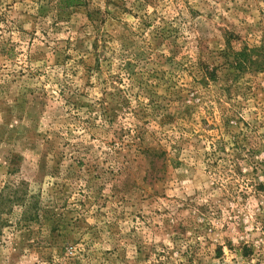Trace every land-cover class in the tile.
Instances as JSON below:
<instances>
[{"label": "rangeland", "instance_id": "1", "mask_svg": "<svg viewBox=\"0 0 264 264\" xmlns=\"http://www.w3.org/2000/svg\"><path fill=\"white\" fill-rule=\"evenodd\" d=\"M12 190L0 264H264V0H0Z\"/></svg>", "mask_w": 264, "mask_h": 264}, {"label": "trees", "instance_id": "2", "mask_svg": "<svg viewBox=\"0 0 264 264\" xmlns=\"http://www.w3.org/2000/svg\"><path fill=\"white\" fill-rule=\"evenodd\" d=\"M56 1L58 2V6L61 8L82 5L84 3V0H56ZM15 194L16 192L12 190L11 193L9 194L10 198H7V197L3 198V196L0 193V213H1L2 204L5 201H7L9 204H12L13 202H20L21 205L25 204L24 199H21L22 197H14ZM28 214L30 213H26V211H24L23 213L24 217H27Z\"/></svg>", "mask_w": 264, "mask_h": 264}]
</instances>
